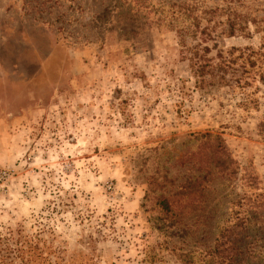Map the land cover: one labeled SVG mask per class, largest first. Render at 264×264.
I'll list each match as a JSON object with an SVG mask.
<instances>
[{"label":"rangeland","instance_id":"obj_1","mask_svg":"<svg viewBox=\"0 0 264 264\" xmlns=\"http://www.w3.org/2000/svg\"><path fill=\"white\" fill-rule=\"evenodd\" d=\"M193 7L264 26V0H0V264H183L174 246L204 264L237 218L259 232L262 32L226 38L219 25L207 45L241 50L246 84L196 88L176 33ZM208 132L236 179L209 181L182 221L160 219L148 178L195 171L179 161ZM242 264H264V249Z\"/></svg>","mask_w":264,"mask_h":264},{"label":"trees","instance_id":"obj_2","mask_svg":"<svg viewBox=\"0 0 264 264\" xmlns=\"http://www.w3.org/2000/svg\"><path fill=\"white\" fill-rule=\"evenodd\" d=\"M197 7H193L188 17H191L192 25L182 30H176L178 45L180 47L181 60L187 63L190 74L194 80L196 88L210 89L218 86H228L234 83L237 88H242L245 83L239 74H247L245 62L238 63V59L243 57V52L237 48L227 51L216 50V47H209L211 32L219 25L224 24L221 34L226 38L234 36L249 35L248 24L256 26V30L261 29L262 46L264 49V26L261 28L255 18H248L236 12H226L220 8L203 10L202 16L195 15ZM226 12V13H225ZM226 14V20L220 22L219 19ZM204 20L206 26L200 27V21ZM217 20V21H216ZM263 20V19H262ZM215 21V22H214ZM219 21V22H218ZM213 25L209 27V24ZM215 55H211L212 51ZM239 52L240 55L234 56ZM255 53V52H251ZM259 55L264 56V52ZM250 55L247 59H250ZM251 64H253L251 62ZM198 141L197 152L185 153L180 166L186 167L191 164V168H196L186 175L176 184V180L165 176H152L148 178L146 185L151 191L153 188H160L161 192L155 195V205L159 210L160 219L165 221H182L181 219L191 214L195 208H201L202 195L206 189V184L215 177L223 181H233L238 174V164L233 160L219 135L211 133L199 134L194 137ZM193 173V174H192ZM159 179H162L160 181ZM169 185V188H167ZM150 187V188H149ZM239 220L228 228L218 230L217 236L213 240L212 247L204 252V264H242L248 255H260L264 249V222L257 226V229L249 231L251 226L241 227ZM252 219L256 221L255 218ZM173 224V222H170ZM261 232H260V229ZM260 234V237H257ZM259 241L263 243L259 244ZM173 248L181 251L178 259L183 264H194L190 253L183 252L180 247Z\"/></svg>","mask_w":264,"mask_h":264}]
</instances>
